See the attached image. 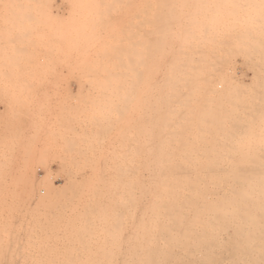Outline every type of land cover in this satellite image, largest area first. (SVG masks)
Wrapping results in <instances>:
<instances>
[{"label": "bare ground", "instance_id": "6f19581e", "mask_svg": "<svg viewBox=\"0 0 264 264\" xmlns=\"http://www.w3.org/2000/svg\"><path fill=\"white\" fill-rule=\"evenodd\" d=\"M33 1L34 2L37 1L36 3L43 1V3H44V0H6L7 7L5 10L7 11V13L10 11H11V13H13L12 11L21 10L23 6L25 7L26 5L33 3ZM80 1H82L83 3ZM84 1L79 0L80 4H79V2H77L78 5L76 3V6L78 7L79 5L81 6V5L85 4ZM179 1H181V0H121L122 3H120V5L123 6V17L125 20L124 25L121 27L124 29H121V30H125V32L128 31V33H126V36H125L124 31L121 32L122 35L124 34L123 37L126 39L125 42L124 41L122 42V39H121L122 37L118 38V39L119 40L121 39L122 43H124V44L126 43L127 46L126 45L125 46L127 47L128 52L125 50L126 49L125 48V49H122V51L120 49V52L118 50V52L114 53V51L111 49V47L109 48V51L107 48L108 52L113 51V52H111V54L113 56L118 55V58L115 57L117 59L116 60V59L112 58L113 56L109 57V55H111V54L110 53L107 54V52L105 53L106 50L103 49L102 48L103 46H102L99 48V50L101 48L103 49V51L105 50L104 53L107 56L104 53H102L103 51L100 50V52L102 53V57H100L101 53L97 52L98 46H96L97 44H94V43H92L91 45H88V43H87V47H85L86 49L83 46H81V48L83 47L84 51L86 50V52L88 50L90 51V49H91V51H93V52L90 51V53L89 52L85 53L86 56H84V57L80 56V54L82 55V52L81 53L75 52V53H78V54H76L77 56H79V58L77 57L78 60L81 59L80 57H82V59L84 58L86 60L87 55L89 57L90 56L89 54L92 53L91 54L92 59H90V60L95 61L94 67L97 66L96 61L100 62L105 57L109 58L107 61L105 60L108 63H110L109 61H111L113 59L117 63V66L115 64H113V63H115L114 61H113V63L112 62L110 63L111 66L114 65L113 66L114 70H115V68L116 69L122 68L121 66L118 67V64H120L122 62V60H121L122 58H120V56L126 54L127 56H129V60L127 62L128 65L126 64V62H125V64L127 66L122 65L123 62L121 63V65L127 67V71L124 70V72L126 71V74H127L126 76H129L130 79L126 78L124 80L122 78V80H124L122 83L125 86L128 84V86L126 88H129V85H130V88L132 87L131 88L132 90L130 88H129L130 90H128L130 92L131 91L134 92V94L132 92L131 93L129 92L131 94V96L135 95V91H137V90L138 91L139 90H147L148 91V96H147V94L146 95L144 94V96L149 97L148 102L146 103L144 100H142L141 107H139L142 109V111L145 110V111L149 112L147 114V116L149 115V143L147 141L146 142L149 144V145L148 144L147 145L149 146L148 147V149H149L148 155H149L150 159H149V167L147 166L148 167L147 168V174H148L147 180H146V182L143 181V178H142L143 172H141V176H140V173H139L140 168H137L138 171H136V167L139 165H137L136 167H131L135 171V172H133L131 168L128 169V167L125 166V164H126V162H125L124 166L126 168L124 169V171L126 172V174L124 173V171H122V172L119 171L120 173H122V174L124 173V175H126L125 177L122 176L124 179L126 178L125 183L121 181V184H124L123 187L121 185V187L123 188L122 194L124 192V195L126 196V198L124 196V199H122V198L120 199V200L124 201V202H121L123 204L119 203V205L121 206V209L123 210L122 211L123 219L125 221L130 220L129 215L132 213L131 212L128 215V210L130 209V207H131V209L133 208L132 211H135L134 209L138 210V214H137L138 216L136 217L135 221H134L133 217L131 218L133 220L132 224H130V225H132V228H133V230L131 232L125 231V229L121 230L119 233L116 232L118 234V236H117L118 242L120 243V244L118 243V245L124 246V247H122L124 250H122V248H120L121 254H119L120 255L119 257L121 259V256H122L126 260V261H123L120 263L118 262V264H264V102L263 101L260 102L261 100H258L259 102L257 101L256 98L259 96L255 97V98L252 96L251 97H244L243 95H245V94H243L241 92H239V93H241L242 97H244V98L239 96L237 93L238 92L237 89H239L242 86L239 85V82H238L239 79H237L235 77V73H236L235 65L238 62L236 60L238 58L239 59L241 58L242 65L244 66L243 69L244 70L246 69V72H250L249 80L252 83H254L255 85L258 81H260V83L262 82L261 80L264 81V30H263L264 29V0H232V1L230 0L231 2H233V5H232L233 7H230L231 9L228 8L230 10L229 11L230 14H228L229 17L225 15V13L228 11V9H227L228 6L225 5L226 7L223 6L222 8H220L223 5V4H221L222 1L220 3L218 2L219 4H221L220 7H218L219 4L217 5L216 3H214V5L215 4L217 5L215 8L209 9L208 6H207V8H204L203 12L206 11V13H202L203 17H202V14L200 12H198V14H201L203 21H205V19L206 20L209 19V22L211 20H216L214 23H212V22L203 23L205 29L202 27V31L205 30L204 32H207L206 29H208V28H206V27L211 26V28H212L211 30L213 32L209 31L205 35H202V34L196 35V34L189 33L190 32L189 31L187 33H184L182 35L183 37L179 38L178 36L180 34L179 35L177 34L178 38H170L168 36V33H167L168 31L166 32L167 29H170V26H168L169 28L167 26H165L166 25L165 20L167 19L169 21V19L171 18L170 16H172L173 14L170 13L172 15H170L169 18H166L165 14L169 15L167 13L168 11H171V9H174L176 6L177 7L180 6ZM197 1H196V3H197ZM215 1H218V0H215ZM89 2H90V0H89ZM198 2L199 3H197V6H198V4H200V1H198ZM209 2H210V0H209ZM46 3H48V2H46ZM103 3H104V1H103ZM182 3H185V2L183 1ZM87 4H89V3H87ZM91 4H93L92 5L93 8L91 7ZM91 4L89 5L91 7V9H94V8L96 9V7L94 6V3H91ZM95 4H97V3H95ZM129 4H131L132 7L131 6L129 7ZM195 4H194V6H195ZM71 5H72V3H71ZM74 5H72V7L74 9H78V8H75L76 6L74 7ZM105 5H106V3H104V6ZM120 5H119V7H120ZM190 5H191V2H190ZM214 5H213V7H214ZM49 6H51V5H48V7ZM80 6H79L78 10L81 9L80 11L83 12L86 8L82 11L83 8H81ZM89 6L87 5L88 8H89ZM197 6H195V7H197ZM26 7H27L26 9L29 8V6H26ZM32 7L35 8V6H32ZM44 7H42V9ZM84 7H86V5H84ZM127 7H129V9L132 8V10L128 11ZM195 7H192V9ZM204 7H206V6H204ZM88 8L86 10H88ZM105 8L106 9L105 10L103 9V12H105L108 7L106 6ZM199 8L201 9V7H199ZM45 9H46V7H45ZM99 9L100 8H98L97 11L101 12ZM189 9H190V7H189ZM226 9H227V11L225 13H223L224 10H226ZM32 10H34V9H32ZM109 10L110 9L107 10L108 13H109ZM115 10H116V8H115ZM115 10L113 9L112 11L115 12ZM163 10H165L166 13L163 12L164 15H161L162 13L160 11H163ZM195 10H198V8H196ZM37 11H38V9H37ZM97 11L93 10L92 13L94 14V12H97ZM191 11H193V10H191ZM181 12L183 13V11H181ZM181 12H179V13L181 14ZM187 12H188V10H187ZM219 12H220V14L223 13V17L225 15V18L226 17L227 18L226 19L221 18V20H220L217 17V15H219L218 14ZM16 13H18V11ZM73 13H72V15H73ZM84 13H87V12H84ZM176 13H178V12H176ZM258 13H261V15ZM56 14H59V13L57 12ZM105 14H107V12ZM34 15H35V13H34ZM89 15L91 17V14H89ZM183 15H185V13ZM100 16L101 15H99L98 17H100ZM162 16H164L166 18L165 20L163 19V21L161 18ZM177 16H178V14H177ZM220 16H222V14ZM15 17L16 16L12 17L13 21H11V23L14 22ZM20 17H22V16H20ZM85 17H87V14ZM92 17H95V16L92 15ZM96 17H97V14H96ZM103 17H105V16H103ZM187 17H189V15ZM22 18H24V17H22ZM42 18L45 19V17H42ZM193 18H195V17H193ZM17 19L15 21V24L14 23H12V24H14V26L17 24L22 25L21 22L17 23L18 22ZM19 19H21V18H19ZM83 19L85 20V18H83ZM176 19H177V17L175 16V21H178V19L177 20ZM187 19H189V18H187ZM32 20L34 21V19H32ZM101 20H104V19L101 17ZM181 20L184 23L186 21V20L184 21L183 18H181ZM196 20H197V18H196ZM90 21H91V18H90ZM170 21H172V18ZM182 21H181V23H182ZM190 21H192V20H190ZM193 21H195V20L193 19ZM201 21H202V19H201ZM6 22L8 23V20ZM37 22H39V21H37ZM48 22L51 23L52 21L51 22L48 21ZM100 22H102V21H100ZM105 22H106V20H105ZM162 22H164L165 25ZM25 23H26V21H25ZM25 23H23V24H25ZM83 23H87L86 20H85V22L83 21L82 24ZM176 23L177 22L173 23L174 26ZM193 23L195 24L196 22H193ZM170 24L168 23V25H170ZM6 25H8V24H6ZM163 25H164V27H167V29L165 30V32L167 34H164L163 33L164 31H161L162 29H164V27L162 28ZM207 25H209V26H207ZM28 26H27V28L29 29ZM42 26H41V28H42ZM60 26H56V27H60ZM82 26H83L82 29H86V26L84 24ZM87 26H89V25H87ZM90 26H93V27H91L92 29L94 28V26L96 27V25H94V24H91ZM127 26L130 27L129 28L130 30L127 28ZM171 26H173V25H171ZM176 26H177V24H176ZM180 26L179 27L177 26V27L180 28ZM189 26H192V25L189 24ZM197 26H198V24H197ZM262 26H263V29H261ZM30 27H31V25H30ZM44 27H45V25H44ZM103 27H104V25H103ZM23 28H25V27H23ZM160 28H161V30H160ZM184 28H185V25H184L183 29ZM187 28H188V26H187ZM225 28H230V30H232V31L230 32L227 29V31L230 33H228V32L225 33V31H224ZM33 29H34V27H33ZM92 29L89 30L90 33H88V38H92V37L96 38V37H94L95 34H93V36L89 35V34L92 35V32H91ZM17 30L15 32H17ZM45 30H46V28H45ZM48 30H49L48 33H51L50 32L51 28H49ZM60 30H61V28H60ZM93 30L95 33V29H93ZM104 30H105V28H104ZM194 30H196V29H194ZM208 30H210V29H208ZM33 31L35 32V29ZM159 31H161L162 34H161V32L159 33ZM13 32H14V30H13ZM52 32H53V29H52ZM8 33H10V31ZM31 33L28 32L26 34H31ZM117 33H118V31H117ZM121 33L119 31L118 34L120 35ZM171 33H172V30H171ZM16 34L17 33H14V36ZM97 34H98V32H97ZM169 34H170V32H169ZM43 35L44 34H42V36ZM46 36H47V34H46ZM74 36L76 38V34ZM97 36H100V34H98ZM8 37H10V35ZM56 37L58 39H60L59 36H56ZM2 39H4V38H2ZM8 39H9L8 41H10V38H8ZM27 39L28 38L26 37V40H23V41H27ZM49 39L51 42V38H49ZM58 39H57V41L55 40L56 43H58L60 41ZM0 40H1V38H0ZM74 41H75V39H74ZM68 42L62 41L61 44L62 43L63 44L68 43ZM79 42H82V41H79ZM79 42H77V43H79ZM97 42H98V40H97ZM10 43L12 44V42H10ZM71 43H73V42H71ZM74 43H76V42H74ZM29 44H28V46H29ZM83 44H84V42H83ZM74 45H73V47H74ZM1 46H0V52H2V53L4 52L5 53L4 55H6V58L8 59V57H9L8 53H11V52H9L8 45H7V48H4V46L1 47ZM99 46H100V44H99ZM121 46H123V45H121ZM58 47H59V45H58ZM104 48H105V46H104ZM14 49L16 51V52H14L15 54H17L18 50H19V52L21 50L18 48H14ZM16 49H18V50H16ZM24 49H26V47ZM36 49H38V48H36ZM124 50L129 54H127ZM79 51H81L80 48H79ZM65 52H67V51H65ZM14 53H12V54H14ZM29 53H30V51H29ZM29 53L27 52V55ZM71 53H73L74 54L73 56H75L74 52L71 51ZM71 53L69 56H71ZM98 53L100 54V56ZM119 53L121 54L120 56H119ZM122 53H124V54H122ZM103 54H104V57H103ZM83 55H84V53H83ZM1 56H3V55H1ZM30 56H31V54H30ZM66 56L68 57V55H66ZM29 57H28V59H29ZM67 57L64 58L65 61L66 60L68 61V59H69V61L74 60V58L73 59L71 58V60H70V57L69 58H67ZM11 58H13V57L11 56ZM52 58L50 59L51 61H52ZM77 58L75 59V61H73L75 63L70 62L69 65H67L68 62H66L67 63L66 66L63 65L65 67V69L67 67L69 70V67L72 69V66L73 67L76 66V67H78L77 68V70H78L82 66L84 67V65H85L84 63H86L87 61L85 62V60L83 59L84 65L82 64V66H81L79 64H81L82 60H80V63H79ZM119 58H120V60H118ZM99 59H101V60H99ZM93 61H92V65H93ZM14 62H16V61H14ZM76 62H78V63H76ZM5 63L6 62H4V64ZM17 64H19V63H17ZM89 65H87L88 68L90 67ZM100 65L102 66V63H100ZM44 66H43V68H44ZM104 66H106V65L104 64ZM13 67H14V65H13ZM100 67H96V69L94 68L93 70L99 69L100 71H102L104 74L107 75V76H104L106 79H104V77L102 76L103 80L101 79V82L103 81V83L105 85H106V82H110L112 84V81L114 82V77H116L118 75L115 76L113 74L114 72L112 71L111 67H109V69H111L110 72L112 71V73L107 72L108 71V70H106L107 66L101 67V68ZM33 68H35V67H33ZM22 69L24 70V68H21V70ZM30 69H31V67H30ZM102 69H104V70H102ZM1 70H2V68H1ZM10 70H12V69H10ZM15 70L17 71V69H15ZM74 70H76V69L74 68ZM37 71H39V70H37ZM71 71H73V70H70L69 72H71ZM81 71H83V69ZM100 71H97V72L91 71V72L97 73V75H98V73L99 74L101 73ZM119 71H118V73L120 74L121 72H119ZM122 71H123V69H122ZM67 72H66V74H68ZM83 73L87 74L86 71H83V72L79 73V75L83 74ZM118 73H115V74H118ZM53 74H54V72H53ZM109 74H111L113 76H108ZM0 75L4 77L6 75V71L3 70V72H0ZM16 75H17V73H16ZM30 75L27 77H30ZM41 75H44V74H41ZM48 75H50V74H48ZM94 75H96V74H94ZM15 77L16 76H14V78ZM87 77H89V75ZM243 77L247 78V76L244 74H243ZM12 78H13V76L11 77V79ZM43 78H44V76H43ZM111 78L113 80H111ZM7 79L9 80V78H7ZM40 79L41 78H39V80ZM45 79H43V80H45ZM53 79H55V78H53ZM91 79H92V77H91ZM107 79H108V81H105ZM1 81H0V84H2ZM14 81H17V80L14 79ZM38 81H36V83ZM78 82H77V84H78ZM93 83H92V85H93ZM110 83H109V85H110ZM16 84H18V83H16ZM96 84H98V83H96ZM109 85L107 84V87H109ZM115 85H118L116 87H119L120 84H118V83L116 84V82H115ZM32 86L33 85H31V87ZM37 87H38V85H37ZM245 87H246L245 88L246 90H249L250 86H248V87L245 86ZM86 88H88V87H86ZM100 88H101V86H100ZM109 88L112 91L113 87L111 86ZM114 88H115V86H114ZM114 88H113V91H116ZM257 88H259V87H257ZM257 88L254 87L253 89L252 88L251 89L256 90ZM98 89L99 88L97 87V90ZM119 89H121L122 93L125 92V87L122 86V88L119 87ZM245 89L243 88V90H245ZM92 90H93V88H92ZM102 90H105V89L102 88ZM102 90L100 89V91L103 93ZM259 90H260V88H259ZM259 90L257 89V92ZM262 90H264V87ZM100 91H99V93H100ZM117 92H115V93L117 94ZM141 92L142 91H140L139 93H136V95H137L136 98L138 96H143L142 94H140ZM262 92L263 91H261L260 93H262ZM10 93H12V92H10ZM127 93H125V94L127 96L131 97L130 94L128 95ZM249 93H251V92H249ZM255 93H256V91H255ZM260 93L258 92V95H260ZM53 94H55V93H53ZM18 95H19V93H18ZM105 95H107V94L105 93ZM255 95H257V93ZM78 96H80V98H81V95H78ZM117 96L119 97L120 95L118 94ZM82 97H84V95H82ZM121 97H123V96H121ZM262 97L264 99V96H262ZM7 98H9V97H7ZM104 98L107 99L108 96L104 97ZM136 98L134 100H136ZM16 99H17V97H16ZM131 99H132V97H131ZM108 100L105 101L107 103V105H108V103H111L110 101L108 102ZM250 100H254V101L251 102ZM255 100H256V102H255ZM99 101L96 103L100 104ZM7 102L8 101H6V104H7ZM103 102H104V100H103ZM106 103L104 105H106ZM112 103H111L113 105L112 107L115 108L117 106V104H116V106H114V102H112ZM104 105H102V106H104ZM131 106L134 107L135 105L134 106L131 105ZM98 108H99V106H98ZM114 108H112V109H114ZM105 109L106 108H104V109L101 108L102 111ZM118 109L121 112L124 110V108L120 110V107L117 108V110ZM108 110H109L108 112H110V111L116 112L115 110H111V109H108ZM96 111L98 112V110H96ZM99 111H100V108H99ZM104 112H106V111H104ZM100 114H101V112H100ZM109 114H112V112ZM115 114H118V113H115ZM120 114H122V113H120ZM94 115H96V114H94ZM112 116H113V114H112ZM123 116H121V118ZM115 117H116V115H115ZM140 117H139V119H140ZM113 118H112V120H113ZM144 118H146V117H144ZM116 120H117V117H116ZM123 120H124V118H123ZM137 120H138V118H137ZM97 121H99V120H97ZM145 122H147V121L145 120ZM58 124L60 125V123H58ZM116 125H117V123H116ZM139 131H141V130H139ZM130 137H132V135ZM147 138H148V135H147ZM145 139H146V137H145ZM125 141H126V139H125ZM121 142H123V141H121ZM134 144H133V146H134ZM65 146H62V147L64 148ZM66 147H68V146H66ZM122 148H124V147H122ZM125 148H127V147H125ZM131 148H133V147H131ZM125 153H127V152L125 151ZM134 153H135V151L133 150V155H134ZM138 154H141V152ZM69 155H71V154H69ZM133 155H132V157H133ZM139 156L137 158V155H136L137 160L142 159V157L140 158ZM63 160H64V158H63ZM123 160H122V162H124ZM127 162L130 163L132 161L127 160ZM133 162H134V159H133ZM137 162H136V164H139V162L138 163ZM119 163H120V161H119ZM134 163L132 166H134ZM74 164H76V162ZM141 165H143V164H141ZM67 167H69V166H67ZM129 170L131 172H129ZM141 171H142V169H141ZM143 171H144V169H143ZM129 173H130V175H129ZM140 177H141V179H140ZM68 179H69V177L67 178V180ZM3 183L0 182V184H3ZM45 192H46V190H45ZM51 192H52L51 189H47L46 194L49 198H50ZM43 196L45 197V195H43ZM36 197H38V196H36ZM1 200H3V199H1ZM8 200H9V198H8ZM38 200H40V199H38ZM41 200H43V199H41ZM44 201H45V199H44ZM3 202H5V201H3ZM34 202L37 203V200ZM50 203L52 204V202H50ZM93 204H95V203H93ZM131 204H132V206H130ZM9 205H10V203H9ZM12 205L10 206L11 208L13 207ZM19 205H20V203H19ZM47 205H49V203ZM105 206L107 207V205H105ZM38 207H40V206H38ZM38 207H37V209H38ZM90 207H91V205H90ZM108 207H109V204H108ZM15 208L17 211V206ZM19 208H18V211H19ZM44 209H45V206H44ZM21 210H22V212H21ZM33 210H35V208L34 209H28V211L24 207L20 208L19 213H24V215L21 218L19 217L20 218L19 219L20 220L19 226L22 228H26L27 230L34 229L35 227H36V229H38V228H40V225H41V228H45V225H42V224L46 222V218H44L40 215L45 220V222H43V219H41L35 213L36 210L34 212H33ZM90 210H91V208H90ZM47 211H49V209ZM92 211H94V210L92 209ZM38 212H40V211L38 210ZM44 212H46V210ZM105 212H106V210H105ZM107 213H109V212H107ZM122 213L117 214L118 217H119V215L121 216ZM111 214H112V211H111ZM113 214H114V212H113ZM20 215H22V214H20ZM96 215L99 216V214H96ZM49 216L51 217V214ZM59 216H61V215H59ZM51 218H54V217L52 216ZM57 218H59V217H57ZM94 218H93V221H94ZM109 218H112V217H109ZM17 220H18V218H17ZM17 220H16V223L18 224L19 220L18 221ZM107 220H109V219H107ZM116 220H118V219H116ZM47 221H48V219H47ZM50 221L46 222V223H49L48 226L50 225ZM52 221H55V220H52ZM60 221L61 220L59 219V222ZM72 221H74V220H72ZM85 221L83 223H85ZM93 221H92V223H93ZM41 222H42V224H40ZM88 222L89 221L87 220V223ZM129 222H131V220ZM111 223H112V221H111ZM116 223L117 222H115L114 224H116ZM119 223H117V224L119 225ZM6 224H8V223H6ZM52 224H54V223H51V225ZM107 224H109V223H107ZM9 225H12L11 227H14L13 229L19 228V227L17 228L16 225L13 223H11V224L9 223ZM109 225H111V224H109ZM118 225H112V226H114V228L110 229V230L116 231L115 229H116V227H118ZM126 225H127V223L123 222V228ZM0 226H2V225L0 224ZM52 226H54V225H52ZM52 226H50L51 228L49 227V229H52L53 228ZM93 226H95V225H93ZM93 226H91V227L93 228ZM11 227H10V229H12ZM70 227H72V226H70ZM119 227H118V229H119ZM3 228H7V226L4 227V225H3ZM22 228H19V229H22ZM55 228H56V226H55ZM82 228H84V227H82ZM125 228H127V227H125ZM7 229H9V228H7ZM84 229H87V228H84ZM40 230H42V229H40ZM66 230H67V228H66ZM76 230H75L76 232L79 231L78 229H76ZM56 231H58V230L56 229ZM113 231L111 232V235L114 233ZM47 232L49 234L50 231L48 230ZM82 232H80V233L82 234ZM94 232L95 231H93V233ZM107 232L105 235H108ZM69 233H70V231H69ZM83 233H85V231ZM26 234H27V232H26ZM42 234H43V232H42ZM44 235H46V234H44ZM12 236H13V234H12ZM66 236H68V235H66ZM92 236H93V234H92ZM46 237H48V236L46 235ZM33 238L35 241V237H33ZM106 238H105V241H108V240H106ZM109 238L110 237L108 236V239ZM26 239H28V238H26ZM31 241H33V240H31ZM75 241L76 240H73V242H75ZM105 241H104V243H105ZM53 242H55V241H53ZM111 242L112 241L107 242L108 246H109V244H112ZM77 243H79V241ZM14 244H16V243H14ZM71 244H73V243H71ZM92 244H94V243L92 242ZM20 245H22V244H20ZM100 245H103V244H100ZM105 245H106V243H105ZM16 247H18V246H16ZM90 247H91V245H90ZM4 249H5V247H4ZM80 249H79V252H80ZM7 250L8 249H6V251ZM28 250H30V249H28ZM106 251H107V249H106ZM85 252H88V251H85ZM122 252H124V253H122ZM77 254L79 255L78 252H77ZM82 254H83V252H82ZM87 254H85V256ZM59 255H61V254H59ZM63 256H65V255H63ZM58 257L60 258V256H58ZM65 257H67V256H65ZM70 258H72V257L70 256ZM114 258H116V257H114ZM12 259H14V258H12ZM42 259H43V257H42ZM65 259H67V258H65ZM90 259H91V257H90ZM74 260H76V259L74 258ZM9 262H11V261H9ZM94 262H96V260ZM103 262L101 264H104ZM83 263H84V261H83ZM116 264H117V262H116Z\"/></svg>", "mask_w": 264, "mask_h": 264}, {"label": "rangeland", "instance_id": "374dc122", "mask_svg": "<svg viewBox=\"0 0 264 264\" xmlns=\"http://www.w3.org/2000/svg\"><path fill=\"white\" fill-rule=\"evenodd\" d=\"M3 1L2 0L0 1V4H1L0 5V36H1L0 37L1 38L0 46L2 45V46H4V48H7V45H8L9 52H11V53H8L9 57L7 59L6 55H4L5 53L0 52V59H1L0 60V72H3V70L6 71V75L4 77L0 75V77L2 78V79L0 78V81L2 80L1 81L2 84H0V97H1L0 98V182L1 183L4 182L3 184H0V186H1L0 187V224L2 225V226H0V234H1L0 235V242L2 241L0 243V246H1L0 247V261L1 260L3 261V262L1 261L0 264H2V263L3 264H18V263L19 264H25V263L26 264H46V263L47 264H61V263L62 264H81V263L82 264H97V263L101 264L103 261H104L103 262L104 264L105 263L106 264H114V263L116 264V262L118 264V262L120 263V262L126 261L124 257L121 256V259L119 257L120 256L119 254H121L120 248H122L124 246L118 245L119 242H118V238H117V236H118L117 233H119L123 229H125V231H128V232H131L133 230L132 225H130L133 222V220L131 218L133 217V219L135 221L136 217L138 216L137 215L138 210L134 209L135 211H132L133 208L131 209V207H130V209H129L130 211L128 210V215L132 212L131 213L132 215L131 214L129 215L131 222H129L130 220L125 221L123 219V213H122L123 210L121 209V206L119 205V203L123 204L121 202H124V201L120 200V199L121 198L124 199V196H125L124 192L122 194V189H123L122 187L124 184H121V181L125 183L126 178L124 179L123 177L126 176V175H124V173L126 174V172L124 171V169L126 167H128V169H129L131 167H136L137 165H139L136 167V171H138L137 168H140L139 169L140 176H141V172H143V173L145 172L144 174L142 173V178H143V181L146 182L147 175H148L147 174V168L149 167L150 157L148 155V152H149V149H148V147H149L148 146L149 145L148 144L149 143V115L147 116V114L149 112L145 111V110L142 111V109L139 108V107H141L142 100H144L146 103L148 102V100H149V97H147L148 91L147 90H139V91L137 90V91H135V95H133L134 92L131 91L133 93L132 94L133 96H131V94H130L131 92L128 90H130L132 87L130 88V85H129L130 89L126 88L128 86V84L125 86L122 83L126 78L130 79L129 76H126L127 75L126 74V71H127L126 66L128 65L127 62L129 60V56H127L126 54L121 55L119 53V56L121 55L120 58H122L121 60L124 63L123 64L120 61L122 63V65L127 64L126 66H122L121 63L118 64V67L119 66L122 67V68L120 67L121 69L115 68V70H114V67H113L114 65L111 66V64H110L111 62L113 63V61H114L112 58H114V59L118 58V55L113 56L111 54V52L114 51V53H115V52H118V50L120 52V49L122 51V49H125V48H126L125 50L127 51L126 43L125 44L122 43L123 41L125 42L126 39L123 37L124 34L122 35V33H121L122 31H124L125 36H126V33H128V31L125 32V30H121V29H124L121 27L124 25V21H125L124 17H123V6L120 5V3H122L123 1L121 2V0H103L104 3H106V5L104 6V3L102 0H96V1L90 0V2H89V0H85V1L83 0L85 4H83L81 6L79 5L81 8H83L82 11L85 8L87 9L88 8L87 5L89 6L91 3H94V6L96 7V9L95 8L91 9V7L93 8V6H92L93 4H91V7L89 6L88 10L85 9L83 12L80 11L81 9L78 10L79 6L78 7L76 6V3L79 2V0H68V1L67 0H44V3H43V1H40L38 3H36L37 1L36 2L33 1V3L26 5V6H29L28 9H26L27 8L26 6L25 7L23 6L21 10H17L18 13H16L17 11H12L13 13H11V11H10L7 13V11L5 10L7 7L6 0H3ZM45 1L48 3H46ZM183 1L185 3H182ZM196 1L197 0H191V1L190 0H181V1H179L180 6H178V7L176 6L174 8L176 11L174 9H171V11L167 12L169 15L165 14L166 18H169V16L173 14L174 16L173 15L170 16L172 18V21H170L171 18L169 19V21H170L169 22L164 16L161 17L162 21H163V19L164 20L166 19L165 20L166 25L164 22H162V23L167 27L170 26V29H167V27H164V25H163L162 28L164 27V29L161 30V28H160V30L164 31L163 32L164 34L168 33V36L170 38L183 37L182 35L184 33L189 32V31H190L189 33H192V34L205 35L209 31L211 32L212 28H211V26L207 25L209 27H206V28H208L210 30L206 29L207 32H204L205 30L202 31V27L204 28L203 23L209 22V19L208 20L205 19V21H203V18H202L203 14L202 13H206V11L203 12L204 8H207V6H208L209 9H213L221 1H222L221 4H223V5L220 7L221 4H219L218 7L222 8L223 6L224 7L228 6L227 9L228 8L231 9L230 7H233L232 6L233 2H231L232 0L231 1L230 0H228V1L227 0H220V1L219 0L218 1L213 0L214 2L212 0H210V2H209V0L208 1L207 0H198V1H200L201 5L204 3L202 6L200 4H198V6H197V3H199V2L197 1V3H196ZM80 2H82V1H80ZM80 2H79V4H80ZM86 2L89 4H87ZM190 2H191V5H190ZM71 3H72V5L75 4L74 7L76 6L75 8H78V9H74L72 7ZM95 3H97V4H95ZM214 3H216L217 5L216 4L214 5ZM194 4L197 7H195ZM48 5H51V6L48 7ZM77 5H78V3H77ZM84 5H86V7H84ZM96 5L97 6L99 5V6L97 7ZM119 5H120V7H119ZM213 5H214V7H213ZM32 6H35V8ZM44 6L46 7V9ZM106 6L108 7L107 10L110 9L109 13L107 10L105 12H103V9L105 10ZM130 6L132 7L131 4H129V7ZM204 6H206V7H204ZM42 7H44V8L42 9ZM129 7H127V9H128V11H131L132 8L129 9ZM189 7H190V9H189ZM192 7H195V8L192 9ZM199 7H201V9ZM98 8H100L99 10L101 12L97 11ZM115 8H116V10H115ZM196 8H198L199 11L195 10ZM32 9H34V10H32ZM37 9H38V11H37ZM113 9L115 10V12L112 11ZM227 9L224 10V12L223 11L222 12L225 13L227 11ZM229 9L227 11L228 13L227 12L225 13V15L228 17H229L228 14H230ZM93 10H95L97 12H94V14H93L92 13ZM187 10H188V12H187ZM191 10H193V11H191ZM181 11H183V13ZM57 12L59 14H56ZM84 12H87V13H84ZM106 12H107V14H105ZM160 12L162 13L161 15H164L163 12H165V10L160 11ZM174 12L175 13L178 12V13L175 14ZM179 12H181V14ZM198 12H200L202 14V17H201V14H198ZM34 13H35V15H34ZM72 13L74 16L72 15ZM170 13H172V14H170ZM184 13H185V15H183ZM223 13H221L222 16H220L221 15L220 12L218 13L219 15H217V17L220 20H221V18L222 19L225 18V15L223 17ZM86 14H87V17H85ZM89 14H91V17ZM96 14H97V17L99 15H101L100 17H98L99 19L96 17ZM177 14H178V16H177ZM258 14L261 15V13H258ZM92 15L95 17H92ZM102 15L105 17H103ZM188 15H189V17H187ZM13 16H16V17L18 16L17 18L18 19L21 18L22 20L21 19L18 20L15 17V20L12 23L15 24V21L17 19V21H18L17 23L21 22L22 25H19L16 23L17 25L14 26V24L11 23V21H13L12 20ZM20 16L24 17L25 19L20 17ZM175 16L177 17L178 21H175ZM42 17H45V19ZM82 17L85 18V20L87 22V23H83L86 26L87 30L82 29L83 28L82 22L83 21L85 22V20ZM89 17L91 18V21H90ZM101 17L104 20H101ZM193 17H195V18H193ZM181 18H183L184 21L186 20L185 23L181 20ZM187 18H189V19H187ZM196 18H197V20H196ZM32 19H34V21ZM193 19L195 21H193ZM201 19H202V21H201ZM7 20H8V23L6 22ZM36 20L39 22H37ZM47 20L50 22L52 21V22L49 23ZM105 20H106V22H105ZM190 20H192V21H190ZM25 21L27 24L25 23ZM100 21H102V22H100ZM181 21H182V23H181ZM215 21L216 20H211L210 22L214 23ZM22 22L25 24H23ZM175 22H177L176 24L178 27L182 24L180 26V28H178L176 26V24L174 26L173 23H175ZM193 22H196V23L194 24ZM168 23L169 24L171 23V24L168 25ZM6 24H8V25H6ZM91 24L96 25V27L94 26V28H93V29H95V33H94V30L91 28L93 26H90ZM189 24L192 26H189ZM197 24H198V26H197ZM30 25L32 28L30 27ZM44 25H45V27H44ZM87 25H89V26H87ZM103 25H104V27H103ZM171 25H173V26H171ZM184 25H185V28L183 29ZM186 25L188 26V28ZM27 26L29 27V29L27 28ZM41 26H42V28H41ZM56 26H60V27H56ZM23 27H25V28H23ZM33 27L35 29V32L33 31L34 30ZM45 28H46V30H45ZM49 28H51V30H50L51 33H48ZM60 28H61V30H60ZM89 28L92 29L91 30L92 35L91 34H89V35L93 36V34H95L94 37H96L97 39L93 38V37H92L93 39L88 38V33H90ZM104 28H105V30H104ZM127 28L129 29L130 27L127 26ZM12 29L14 30V32ZM52 29H53V32H52ZM194 29H196V30H194ZM227 29L230 32L232 31V30H230V28H225V30H224L225 33L228 32ZM261 29H263V26L261 27ZM8 30L10 31V33H8L9 32ZM16 30H17V32H15ZM165 30H166V32L167 31L168 32L166 33ZM171 30H172V33H171ZM117 31H118V33L120 31L121 36L117 33ZM161 31H159V33ZM6 32L10 35V37H8L9 35ZM28 32H30V33L32 32V33L26 34ZM97 32H98V34H100V36H97L98 35ZM169 32H170V34H169ZM230 32H228V33H230ZM14 33H17V34L14 36ZM42 34H44L45 36L44 35L42 36ZM46 34L48 37L46 36ZM75 34H76V38L74 36ZM161 34H162V32H161ZM177 34L178 35L180 34V35L178 36ZM56 36H59L60 39H58ZM26 37L28 38L27 41H23V40H26ZM2 38H4V39H2ZM8 38H10V41H8L9 40ZM49 38H51V42H50ZM118 38H121L122 42H121V39L119 40ZM57 39L60 40L61 42L62 41L63 42L69 41V42L61 44V42L59 41L58 43H56L55 40L57 41ZM74 39H75V41H74ZM97 40H98V42H97ZM79 41H82V42H79ZM10 42H12V44ZM71 42H73V43H71ZM74 42H76V43H74ZM77 42H79V43H77ZM83 42H84V44H83ZM87 43H88V45H91L92 43L97 44L96 45V46H98L97 52H100V50L103 51V49H105L106 50V51L104 50L105 53L107 52V54H109V53L111 54V55H109V57L113 56L111 58L112 60L110 59L111 61H109L110 63L106 62L109 58L105 57L100 62L96 61L97 66L95 65L96 67H100L101 66L100 63H102L101 67L107 66L106 67L107 68L106 70H108L107 72H110V70H111V69H109V67L112 68V71L114 72L113 74L115 76L118 75V76L114 77V82L112 81V84L110 82H106V85H105L103 83V81L101 82V79L103 80V77L107 76V75L104 74L99 69L93 70L94 68L96 69V67H94L95 61L90 60V59H92L91 58L92 53L89 54L90 58L88 57V55H87L86 60L83 58L85 60V62L86 61L88 63L90 62L89 63L90 65L87 62L86 63L83 62L82 57L86 56L85 53H88V52L90 53V51H91V49H90V51L88 50L87 52H86V50L84 51V48L87 47ZM28 44L30 47L28 46ZM72 44L73 45L75 44L74 47ZM99 44H100V46H99ZM58 45H59V47H58ZM121 45H123V46H121ZM34 46L38 49H36ZM77 46L80 48L81 51H79V48ZM81 46H83L84 48L82 47L83 48L82 49ZM104 46H105V48H104ZM25 47H26V49H24ZM100 47H102L103 49L101 48L99 50ZM110 47L113 51L108 52ZM14 48H18L21 50L19 52V50L16 49L18 51H17V54H15L14 52H16V51ZM107 48H108V51H107ZM29 51H30V53H29ZM65 51H67V52H65ZM71 51L74 53L75 52H80V53L82 52V55L79 53L80 56H82V57H80L81 59L78 60L79 56L76 55L78 53H75V56H76L75 57V56H73L74 54L71 53ZM104 51L102 53H104ZM27 52L29 53L28 55H27ZM69 52L71 53V56H69L70 55ZM91 52H93V51H91ZM12 53H14V54H12ZM83 53H84V55H83ZM102 53H101V56L98 53L100 57H102ZM124 53H122V54H124ZM30 54H31V56H30ZM104 54H103V57H104ZM127 54H129V53H127ZM1 55H3V56H1ZM66 55H68V57ZM11 56L13 58H11ZM28 57H29V59H28ZM65 57H67V58L70 57V60H71V58L72 59L74 58V60L69 61V59H68V61L67 60L65 61V59H64ZM51 58H52V61L50 60ZM76 58L79 61V63H80V60H82L81 64H79V65L82 66V64L84 63L86 66L83 64L84 67L82 66L80 69L77 70L78 67H76L74 65L75 67L72 66V69L69 67V70L66 67V69H67L66 70L64 67L67 64L66 62H68L67 65H69V63L75 61ZM120 58L118 60H120ZM101 59H99V60H101ZM3 61L6 63L4 64ZM14 61H16V62H14ZM92 61H93V65H92ZM236 61H238V62L235 65V67H236L235 71L237 73V74L235 73V77L240 80V81L238 80V82H239V85L242 86L239 89H237L238 95L242 97L241 93H243L246 95V96L243 95L244 97H251L252 96L255 98V97L259 96L256 98L257 101L261 100L260 102H262V101L264 102V99L262 97V96H264V93H263L264 90H262L264 87V81L261 80L262 81L261 83H260V81H258L256 83V85L254 83H252L249 80L250 72H246V69L245 70L243 69L244 66L242 65L241 58L240 59L238 58ZM114 62L115 63H113V64H115L117 66L116 61H114ZM125 62H126V64H125ZM17 63H19V64H17ZM73 63H75V62H73ZM76 63H78V62H76ZM103 63L106 66H104ZM12 64L14 65V67ZM87 65H89L90 67L88 68ZM2 66L3 67L5 66V67L3 68ZM43 66H44V68H43ZM30 67H31V69H30ZM33 67H35V68H33ZM1 68H2V70H1ZM21 68H24V70L23 69L21 70ZM74 68L76 70H74ZM10 69H12V70H10ZM15 69H17V71ZM82 69H83V71H86L87 74L83 73V74L79 75V73L83 72V71H81ZM122 69H123V71H122ZM37 70H39V71H37ZM70 70H73V71L69 72ZM90 70L92 72L100 71L102 74L98 73V75H99L98 76L97 73H92ZM102 70H104V69H102ZM124 70H126V71L124 72ZM112 71L110 73H112ZM118 71L121 73L119 74ZM53 72H54V74H53ZM66 72L68 74H66ZM16 73H17V75H16ZM115 73H118V74H115ZM28 74L29 75L31 74L30 77H27V76H29ZM41 74H44V75H41ZM48 74H50V75H48ZM94 74H96V75H94ZM243 74L246 75L247 78L243 77ZM88 75H89V77H87ZM12 76H13V78H14V76H16L14 79L17 81H14L13 78L11 79ZM43 76H44V78H43ZM108 76H113V75L109 74ZM91 77H92V79H91ZM7 78H9V80ZM39 78H41V79L39 80ZM53 78H55V79H53ZM112 78H111V80H113ZM122 78L124 80H122ZM43 79H45V80H43ZM104 79H106V78L104 77ZM36 81H38V82L36 83ZM105 81H108V79ZM77 82H78V84H77ZM115 82H116V84L117 83L120 84L119 87H121V88H122V86L125 87V92L122 93L121 89H119V87H116L118 85H115ZM16 83H18V84H16ZM92 83H93V85H92ZM96 83H98V84H96ZM109 83H110V85H109ZM107 84L109 85V87L112 86L114 88V86H115L114 89L116 91H113V88L111 91V89L109 87H107ZM31 85H33L32 86L33 88L31 87ZM37 85H38V87H37ZM100 86H101V88H100ZM245 86H247V87L250 86L249 90H246ZM86 87H88V88H86ZM97 87L99 88L98 89L99 91H100V89L102 90V88H104L105 90H102L103 93L101 91L99 93V91L97 90ZM254 87L260 88V90H259V88H257L259 90L258 91L259 93L261 91H263L262 93H260L261 96L258 95L257 89L252 90ZM92 88H93V90H92ZM243 88L245 90H243ZM140 91H142L140 94H142L143 96H138L136 98V96H137L136 93H139ZM255 91H256L257 95H255L256 94ZM10 92H12V93H10ZM115 92H117V94ZM239 92H241V93H239ZM249 92H251V93H249ZM18 93H19V95H18ZM53 93H55V94H53ZM105 93L107 95H105ZM125 93H127L128 95L130 94L132 99H131V97L127 96ZM118 94L120 95L119 97L122 100L117 96ZM144 94L145 95L147 94V96H144ZM78 95H81V98ZM82 95H84V97H82ZM103 96L104 97L108 96V98L106 99ZM121 96H123V97H121ZM7 97H9V98H7ZM16 97H17V99H16ZM134 97L136 98L137 101L134 100L135 99ZM244 97H242V98H244ZM103 100H104V102H103ZM106 100H108V102L110 101L111 103L114 102V106H116V104H117L118 107L117 106L115 108L112 107L113 103L112 104L108 103V105H107V103L105 102ZM6 101H8L7 104H6ZM98 101L100 102V104L96 103ZM250 101L252 102L254 100H250ZM255 102H256V100H255ZM105 103L107 106L104 105ZM97 105L99 106L100 111H99V108ZM102 105H104V106H102ZM131 105H133V106L135 105V106L132 107ZM103 107L106 109L102 111L101 108L104 109ZM119 107H120V110L123 108H124V110L122 112L119 111V109L117 110V108H119ZM112 108H114V109H112ZM108 109L115 110L116 112H114V111L108 112L109 111ZM96 110H98V112ZM104 111H106V112H104ZM100 112L103 116L100 114ZM111 112H112L113 116H112V114H109ZM119 112L122 114H120ZM115 113H118V114H115ZM94 114H96V115H94ZM115 115L117 117V120H116ZM121 116H123V117L121 118ZM139 117H140V119H139ZM144 117H146V118H144ZM112 118H113V120H112ZM123 118H124V120H123ZM137 118H138V120H137ZM97 120H99V121H97ZM145 120L147 122H145ZM58 123H60V125ZM116 123H117V125H116ZM139 130H141V131H139ZM131 135H132V137H130ZM147 135H148V138H147ZM1 137L2 138L4 137V138L2 139ZM145 137L147 140L145 139ZM125 139L127 142L125 141ZM121 141H123V142H121ZM60 144L62 146L66 145L68 147L65 146L63 148ZM133 144H134V146H133ZM121 146L124 148H122ZM125 147H127V148H125ZM131 147H133V148H131ZM133 150L135 151L134 155H133ZM125 151L127 153H125ZM140 152H141V154H138ZM68 153L71 155H69ZM131 154L133 155V157ZM136 155H137V158L140 155L139 157L140 158L142 157V159H138L139 160L138 161L136 158ZM62 157L64 158V160ZM133 159H134L135 163L133 162ZM122 160L124 162H122ZM127 160L132 161V162L129 163V162H127ZM136 160L139 162V164H136V162H137ZM119 161H120V163H119ZM75 162H76V164H74ZM125 162H126V164H125ZM133 163H134V166H132ZM124 164L126 167L124 166ZM141 164H143V165H141ZM67 166H69V167H67ZM141 169H142V171H141ZM143 169H144V171H143ZM130 170H129V172H131ZM119 171H121V172L124 171V173L122 174ZM132 171L135 172L133 169H132ZM129 175H130V173H129ZM68 177H69V179L67 180ZM140 179H141V177H140ZM121 185H122V187H121ZM47 189L52 190V192L50 193V198L46 194ZM45 190H46V192H45ZM43 195H45V197ZM36 196H38L39 198ZM8 198H9V200H8ZM125 198H126V196H125ZM1 199H3V200H1ZM38 199H40V200H38ZM41 199H43V200H41ZM44 199H45V201H44ZM36 200H37V203L34 202ZM3 201H5V202H3ZM50 202H52V204ZM9 203H10V205H9ZM19 203H20V205H19ZM48 203H49V205H47ZM93 203H95V204H93ZM108 204H109V207H108ZM11 205L13 206L12 208L10 207ZM90 205H91V207H90ZM105 205H107V207ZM16 206H17V211L15 208ZM38 206H40V207H38ZM44 206H45V209H44ZM130 206H132V204ZM19 207L20 208L24 207V208H26L27 211H28V209H34L35 208L36 211L33 210V212L35 211V213L41 219H43L42 217L46 218V222H49L51 220L50 225L48 226L49 223H46L45 220L43 219V222H45L46 224L45 223L42 224V222L40 224L45 225L46 229L41 228V225H40V228H38V229H36V227H35L34 229H29V230H27L26 228L20 227L19 226L20 225L19 219L24 215V213H19V211H20ZM37 207H38V209H37ZM18 208H19V211H18ZM90 208H91V210H90ZM48 209H49V211H47ZM92 209L94 211H92ZM38 210L40 212H38ZM45 210H46V212H44ZM105 210H106V212H105ZM111 211H112V214H111ZM21 212H22V210H21ZM107 212H109V213H107ZM113 212H114V214H113ZM95 213L99 214V216L96 215ZM120 213H122V214H121V216L119 215V217H118L117 214H120ZM20 214H22V215H20ZM48 214L49 215L51 214V217L53 216L54 218H51ZM45 215L46 216L48 215L47 216L48 218ZM59 215H61V216H59ZM57 217H59V218H57ZM92 217L93 218L95 217L94 221H93ZM109 217H112V218H109ZM17 218L19 221L17 220ZM47 219H48V221H47ZM59 219L61 220L60 222H59ZM86 219L89 221L88 223H87ZM107 219H109V220H107ZM116 219H118V220H116ZM1 220L2 221L4 220V221L2 222ZM16 220L18 221V224L16 223ZM52 220H55V221H52ZM72 220H74V221H72ZM91 220L93 221V223ZM84 221H85V223H83ZM111 221H112V223H111ZM115 222H117V223L120 222V223L118 225L117 223L114 224ZM123 222L127 223V225L125 226L127 228H125V227L123 228ZM6 223H8V224H6ZM9 223L10 224L13 223L16 225L17 228L19 227L22 229H19V228L13 229L14 227H11L12 225H9ZM51 223H54V224H52L54 226H52ZM107 223H109L111 225H109ZM3 225H4V227L7 226V228H9V229L3 228ZM93 225H95V226H93ZM112 225H118V227L119 226L120 227H119V229H118V227H116V229H115L116 231H113V230H110V229L114 228V226H112ZM50 226H52L54 229L53 228L49 229ZM55 226H56V228H55ZM70 226H72V227H70ZM91 226H93V228ZM10 227L12 229H10ZM82 227L87 228V229H84ZM66 228H67V230H66ZM40 229H42V230H40ZM47 229L51 233L49 232V234H48ZM56 229L58 231H56ZM76 229H78L79 231L76 232L77 231ZM69 231H70V233H69ZM82 231L83 232L85 231V233H83ZM93 231H95L96 233L94 232L95 233L94 234ZM112 231L114 233L111 235ZM21 232L22 233L24 232V233L22 234ZM26 232H27V234H26ZM42 232H43V234H42ZM80 232H82V234ZM106 232L108 235H105ZM12 234H13V236H12ZM44 234H46L48 237H46V235H44ZM92 234L94 237L92 236ZM66 235H68V236H66ZM108 236L110 237L109 238L110 240L108 239ZM33 237H35V241H34ZM26 238H28V239H26ZM88 238L89 239L91 238L90 240L94 244H92V242ZM105 238L108 241H112L111 242L112 244H109V246H108V243H107L108 241H105ZM31 240H33V241H31ZM73 240H76V241L73 242ZM103 240L105 241L106 245H105ZM53 241H55V242H53ZM78 241H79V243H77ZM14 243H16V244H14ZM71 243H73V244H71ZM20 244H22L23 246ZM100 244H103V245H100ZM90 245H91V247H90ZM16 246H18V247H16ZM4 247H5V249H4ZM6 249H8V250L6 251ZM28 249H30V250H28ZM79 249H80V252H79ZM106 249H107V251H106ZM122 250H124V249L122 248ZM85 251H88V252H85ZM77 252L79 253V255L77 254ZM82 252H83V254H82ZM122 253H124V252H122ZM59 254H61V255H59ZM85 254H87V255L85 256ZM63 255H65L67 257H65ZM58 256H60V258ZM70 256L72 258H70ZM42 257H43V259H42ZM90 257H91V259H90ZM114 257H116V258H114ZM12 258H14V259H12ZM65 258H67V259H65ZM74 258L76 260H74ZM95 260L97 263L94 262ZM9 261H11V262H9ZM83 261H84V263H83Z\"/></svg>", "mask_w": 264, "mask_h": 264}]
</instances>
